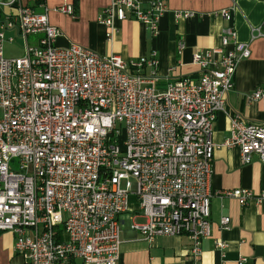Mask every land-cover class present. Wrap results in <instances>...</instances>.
<instances>
[{"label": "built area", "instance_id": "2783aa9c", "mask_svg": "<svg viewBox=\"0 0 264 264\" xmlns=\"http://www.w3.org/2000/svg\"><path fill=\"white\" fill-rule=\"evenodd\" d=\"M1 3L11 11L0 19V232H12L14 252L27 264H117L122 215L136 196L143 221L131 228L141 239L185 234L191 264H200L212 228L213 124L249 43L229 25L219 46L193 55L197 76L162 86L154 53L124 60L76 43L61 47V31L45 12L21 0ZM56 10L75 17L72 4ZM166 11L164 0H109L99 19L110 43L116 20L132 17L154 34ZM220 13L231 20L230 11ZM16 38L22 54L8 57L4 44ZM263 95L257 89L249 98ZM230 125L222 145L238 147L243 164L254 154L264 164V122L236 114ZM14 158L18 170L10 167ZM220 194L241 205L264 200V190Z\"/></svg>", "mask_w": 264, "mask_h": 264}, {"label": "crops", "instance_id": "0c3cea01", "mask_svg": "<svg viewBox=\"0 0 264 264\" xmlns=\"http://www.w3.org/2000/svg\"><path fill=\"white\" fill-rule=\"evenodd\" d=\"M4 1L0 0V19L11 11L1 3ZM21 1L36 12H45L49 23L60 29L58 46L76 43L100 55L115 53L124 60L154 53L162 86L178 78L197 76L199 66L192 61L193 55L219 46L221 32L229 25L235 29L237 41L249 43L250 55L238 61L233 88L213 124L212 228L210 236L202 241L199 260L200 264H264V200L256 203L248 199L241 205L237 198L220 194L234 189H247L253 194L264 190V164L259 157L254 154L250 163L243 164L238 147L222 145L230 136L231 116L238 114L249 123L264 122V95L256 100L249 98L255 90L264 89V0H164L167 11L154 34L143 23L127 17L114 22L115 36L110 43L105 36L108 28L99 19L109 0H44V7L36 0ZM64 3L76 5L74 18L56 10ZM222 10L231 12L230 21L222 18ZM182 11L193 12L194 16L176 18L175 14ZM29 39L34 41V37ZM223 217L229 218L226 228L221 225ZM142 221L138 202L131 196L128 212L121 219L117 264H191L190 240L185 234L164 235L147 242L131 228L133 222ZM217 242H223L224 247L217 248ZM13 246L12 232H0V264H27ZM71 264L84 263L74 258Z\"/></svg>", "mask_w": 264, "mask_h": 264}, {"label": "rangeland", "instance_id": "374dc122", "mask_svg": "<svg viewBox=\"0 0 264 264\" xmlns=\"http://www.w3.org/2000/svg\"><path fill=\"white\" fill-rule=\"evenodd\" d=\"M22 39L16 38L15 41L12 43H5L4 44V54L8 57H15V56H20L22 54ZM18 158H14L10 161V167L13 170H18L19 166V161L17 160ZM136 199V196H132Z\"/></svg>", "mask_w": 264, "mask_h": 264}, {"label": "trees", "instance_id": "16d2710c", "mask_svg": "<svg viewBox=\"0 0 264 264\" xmlns=\"http://www.w3.org/2000/svg\"><path fill=\"white\" fill-rule=\"evenodd\" d=\"M74 5V4H73ZM76 5H74L73 7L75 8Z\"/></svg>", "mask_w": 264, "mask_h": 264}]
</instances>
